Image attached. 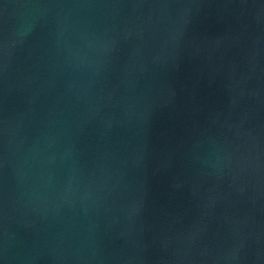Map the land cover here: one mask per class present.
<instances>
[{"label":"water","instance_id":"water-1","mask_svg":"<svg viewBox=\"0 0 264 264\" xmlns=\"http://www.w3.org/2000/svg\"><path fill=\"white\" fill-rule=\"evenodd\" d=\"M0 264H264V0H0Z\"/></svg>","mask_w":264,"mask_h":264}]
</instances>
